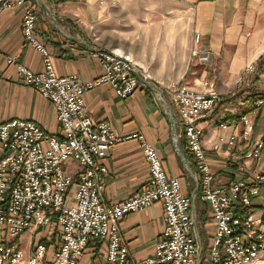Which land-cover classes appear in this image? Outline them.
Wrapping results in <instances>:
<instances>
[{
  "label": "crops",
  "instance_id": "obj_1",
  "mask_svg": "<svg viewBox=\"0 0 264 264\" xmlns=\"http://www.w3.org/2000/svg\"><path fill=\"white\" fill-rule=\"evenodd\" d=\"M24 8H47L54 17L51 23L41 18L35 35L49 51L58 76L73 73L82 82L89 81L101 72L98 60L90 53L94 49H118L149 70L158 88L184 81L198 89L201 79L211 80L219 98L210 111L202 114L198 127L213 181L225 185L231 180H246L252 172L264 173V103L254 104L264 97V0H25L23 6L2 11L0 120H31L47 133L58 134L52 105L5 62L7 56H14L16 63L32 71L41 70L38 54L21 34ZM193 32L199 34L197 42H193ZM83 102L88 115L95 121L109 122L117 137L141 134L155 148L164 174L179 178L184 193L194 189L193 160L185 154L182 135L172 130L168 114H175L171 104L154 103L150 90L144 87L120 99L106 84L87 90ZM242 115L251 122L249 140L239 138ZM221 123L228 127L221 130ZM231 133L236 134V140L229 154L224 145L216 152L211 150L218 136ZM257 139L263 141L260 157L243 158L242 153ZM101 163L106 167L102 191L105 203L138 192L148 178L135 139L113 144ZM76 167L75 162H66V171L73 172ZM250 203L251 213L264 229V185L250 196ZM194 216V235L204 257L213 230L206 204L198 203ZM118 227L130 260H141L152 253L163 229L162 207L153 203L128 213ZM28 237L25 232L18 242L25 254ZM103 257L104 247L89 243L76 264H103Z\"/></svg>",
  "mask_w": 264,
  "mask_h": 264
},
{
  "label": "built area",
  "instance_id": "obj_2",
  "mask_svg": "<svg viewBox=\"0 0 264 264\" xmlns=\"http://www.w3.org/2000/svg\"><path fill=\"white\" fill-rule=\"evenodd\" d=\"M24 2L0 0V13L23 6ZM36 11L24 8L20 27L42 57L41 70L31 71L16 63L14 56H7L5 62L13 65L21 80L53 106L59 133L49 134L30 120L0 122V264H21L22 254L10 239L34 226L55 229L60 236L50 264H76L90 242L104 247V264H199L194 214L190 211L195 197L206 204L213 223L206 264H264V229L244 210L250 204L249 197L264 184V173L252 172L246 180L219 185L213 181L205 159L198 120L218 100L213 82L201 79L198 90L187 83L165 88L183 130L185 150L201 176L199 185L185 194L178 178L164 174L155 148L141 134L117 137L111 124L93 120L83 103V93L102 84L121 99L144 87L150 90L154 103H162L164 96L152 82L150 72L133 64L127 55L97 50L91 55L98 58L101 72L93 79L82 82L73 73L55 75L45 48L33 36ZM197 39L198 33H194ZM246 70L250 71V67ZM263 101L257 100V104ZM239 119V138L247 140L250 121L245 116ZM227 127L219 124L221 130ZM129 139L139 144L148 178L138 192L121 201L105 203L102 191L106 167L101 160L114 143ZM235 140L233 133L218 136L211 150L216 152L224 145L229 153ZM261 147V141L254 140L243 158L257 159ZM68 160L77 164L74 179L64 168ZM155 202L162 207L163 229L152 253L132 261L118 223L124 215ZM44 251L43 244H35L25 264H40Z\"/></svg>",
  "mask_w": 264,
  "mask_h": 264
},
{
  "label": "rangeland",
  "instance_id": "obj_3",
  "mask_svg": "<svg viewBox=\"0 0 264 264\" xmlns=\"http://www.w3.org/2000/svg\"><path fill=\"white\" fill-rule=\"evenodd\" d=\"M31 9V8H30ZM31 10H34V11H36V9H31ZM37 13H38V15H37V18H36V24H35V27H34V29H33V32H34V34H33V36H34V38L36 37V35H35V31H36V28H37V26H38V24H39V22H40V20H41V18H44V19H46V20H48V21H50V23L51 22H53V21H55V19H54V17L51 15V13H50V11H48L47 10V8H45V10H43V9H41V10H37L36 11ZM57 25H59L58 23H57ZM20 30H21V27H20ZM194 33H197V32H193V36H192V38H193V42H197V41H195L194 40ZM21 34H22V36H23V38H24V40L30 45V43H29V41L26 39V37H25V35L23 34V32H22V30H21ZM198 37H199V34H198ZM36 40H38L42 45H43V47L45 48V50H46V52H47V55H48V57H49V60L51 61V58H50V54H49V51L47 50V48L44 46V44L41 42V40H39L37 37L35 38ZM198 40V39H197ZM31 46V45H30ZM31 48L35 51V49L31 46ZM100 51V50H103V51H111L112 53H114V54H118V53H121V54H123V55H127L128 56V58H129V60L133 63V64H137L136 62H134L132 59H131V57L128 55V54H126V53H124V52H122V51H119L118 49H94L90 54H92V53H94V52H96V51ZM36 52V51H35ZM194 52V51H193ZM37 53V52H36ZM196 53V52H195ZM38 54V53H37ZM38 56H39V58H40V65H41V68H42V57L38 54ZM93 56V55H92ZM93 57H95L97 60H98V58L96 57V56H93ZM52 64V63H51ZM98 64H99V60H98ZM137 65H139V64H137ZM141 66V65H140ZM143 67V66H142ZM250 67V66H249ZM52 68H53V66H52ZM143 69H145V70H147L146 68H144L143 67ZM32 71V70H31ZM54 71V70H53ZM148 72H150L149 70H147ZM252 71V70H251ZM33 72H39V71H33ZM55 73V72H54ZM151 74V73H150ZM56 75V74H55ZM58 76V75H57ZM62 76H64V75H62ZM151 79H152V76H151ZM184 83H187L188 85H189V83L188 82H178V83H176V84H174V85H172V86H168V87H159L160 89H161V91H162V94H163V96H164V102H162V103H160V104H163V103H165V104H167V105H170L171 104V101H170V99L168 98V94H167V92L165 91V88H171V87H174V86H177V85H179V84H184ZM29 86V85H28ZM190 86V85H189ZM31 87V86H30ZM191 87V86H190ZM193 87V86H192ZM191 87V88H192ZM32 88V87H31ZM194 88V87H193ZM33 89V88H32ZM92 89V88H91ZM138 89H140V88H138ZM138 89H136V90H138ZM195 89V88H194ZM198 89H200V87L198 88ZM198 89H195V90H198ZM135 90V91H136ZM164 91V92H163ZM86 92V91H85ZM84 92V93H85ZM83 93V94H84ZM132 94V93H131ZM130 94V95H131ZM129 96V95H128ZM117 97V96H116ZM126 98V97H125ZM152 98V97H151ZM218 98H219V94H218ZM121 99V98H120ZM124 99V98H123ZM264 99V97H261V98H259V99H257V100H263ZM44 100V99H43ZM257 100L254 102V104H255V106H260V105H262L263 103H264V101L261 103V104H257ZM47 101V100H46ZM152 101H153V99H152ZM218 101V100H217ZM154 102V101H153ZM84 103V102H83ZM156 104H158V102H155ZM216 104V103H215ZM214 104V105H215ZM172 105V104H171ZM85 106V105H84ZM53 107V106H52ZM214 107V106H213ZM172 109H173V111H174V117L172 116V112H170L169 113V115L171 116V117H173V119H174V123L172 124V128H173V131L177 134V135H182V137H184L183 135V130H182V127L180 126V124H179V121H178V119H176V110L174 109V107L172 106L171 107ZM242 116H244V115H242ZM241 117V116H240ZM239 117V118H240ZM57 118V117H56ZM10 119H17V118H10ZM10 119H7V120H0V122H6V121H8V120H10ZM248 120V119H247ZM31 121V120H30ZM58 121V120H57ZM105 121V120H104ZM239 121H240V119H239ZM34 122V121H33ZM35 123V122H34ZM37 124V123H36ZM250 124H251V122H250ZM39 125V124H38ZM58 125H59V123H58ZM41 127V126H40ZM49 134H51V133H49ZM250 135V134H249ZM174 137H175V135H174ZM249 137V136H248ZM184 139V138H183ZM249 140V139H248ZM257 140H259V141H261V143H262V147H261V149H260V152H259V154L261 153V150H262V148H263V141L261 140V139H257ZM253 142V141H252ZM251 142V143H252ZM117 143V142H116ZM115 144V143H114ZM212 145V144H211ZM203 147V146H202ZM246 151V150H245ZM245 151L242 153V157H243V154L245 153ZM186 150H185V154H186ZM188 153V156L190 155V153L189 152H187ZM230 153V152H229ZM228 153V154H229ZM204 155H205V151H204ZM261 155V154H260ZM260 155H259V157H260ZM107 157V156H106ZM105 157V158H106ZM258 157V158H259ZM257 158V159H258ZM104 159V158H103ZM102 159V160H103ZM247 159H249V158H247ZM102 160H101V162H102ZM192 160H193V158H192ZM253 160H256V159H253ZM68 161H71V160H68ZM161 161V160H160ZM67 162V161H66ZM73 162V161H72ZM193 164V166L192 167H194L195 168V173H193L194 175L192 176V178L194 179V182H195V186L194 187H196L197 185H199V182H200V173L198 172V170H197V168H196V164H195V162H194V160H193V162L192 163H190V165H192ZM105 166V165H104ZM70 167H72V166H70ZM64 168H65V170H66V163H65V165H64ZM76 172L77 171H73V172H68L67 171V173H69L70 175H71V177L74 179V177H75V175H76ZM262 173V172H261ZM177 178V177H176ZM73 179H71V180H73ZM179 179V178H178ZM231 181H233V180H231ZM179 182H180V180H179ZM181 184V183H180ZM261 185H264V184H261ZM260 185V186H261ZM143 186V185H142ZM182 187V186H181ZM192 190V188L190 189V191ZM69 191H70V189H69ZM189 191V192H190ZM184 192V191H183ZM185 194H189V193H185ZM249 200H250V197H249ZM155 203H157V202H155ZM198 203H202V202H200L199 200H198V198L197 197H195L193 200H192V205H191V208H194L195 207V210L193 211V210H191L190 209V211L191 212H193V214L195 215V212H196V208H197V206H198ZM153 204V203H152ZM160 204V203H159ZM251 204V203H250ZM249 204V206L246 208V209H244V210H246V211H248L252 216H253V214L251 213V211H250V207H251V205ZM197 205V206H196ZM254 217V216H253ZM254 218H256V217H254ZM257 219V218H256ZM194 220H195V216H194ZM260 221V220H259ZM260 226V225H259ZM118 229H119V227H118ZM213 231V230H212ZM25 232H28L29 233V237L28 238H26V241L27 242H29L28 244H29V249H28V253H24V251H23V249L20 247V245H19V240H20V236L23 234V233H25ZM192 234H193V232H192ZM59 241H60V236H59V234L55 231V229H53V230H49V229H47V228H45V227H42V226H34V227H31V228H29V229H26V230H24L22 233H20V234H18V236H16V237H14V238H11L10 239V242L11 243H13L15 246H16V248H17V250H20V252H21V254H22V262H21V264H25V260H26V258L30 255V253L32 252V249L34 248V245L35 244H37V243H41V244H43V246H44V249H45V251H44V255H43V258H42V261H41V263L40 264H50V260H51V257L53 256V254H54V252L56 251V249H57V246H58V244H59ZM93 246H96V247H99L100 245L99 244H96V243H94V242H90ZM89 243H87L86 244V246L88 245ZM86 246H85V248H86ZM197 246H198V244H197ZM209 247V246H208ZM85 250V249H84ZM198 250H199V253H198V261H199V264H206V260L205 259H207V256H202L201 255V253H200V248H199V246H198ZM207 251H208V249H207ZM84 252V251H83ZM82 252V253H83ZM82 255V254H81ZM205 258V259H204ZM138 261V260H137ZM103 264H104V257H103Z\"/></svg>",
  "mask_w": 264,
  "mask_h": 264
},
{
  "label": "water",
  "instance_id": "obj_4",
  "mask_svg": "<svg viewBox=\"0 0 264 264\" xmlns=\"http://www.w3.org/2000/svg\"><path fill=\"white\" fill-rule=\"evenodd\" d=\"M169 115V114H168ZM169 117L171 118V120H172V124L174 123V119L169 115ZM172 130H173V128H172ZM178 153H179V155L181 156V152L178 150Z\"/></svg>",
  "mask_w": 264,
  "mask_h": 264
}]
</instances>
